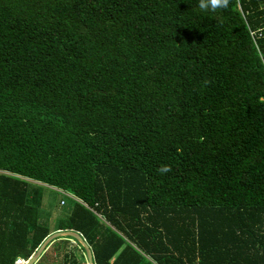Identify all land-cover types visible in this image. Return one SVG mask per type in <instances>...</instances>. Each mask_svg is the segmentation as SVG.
<instances>
[{
  "label": "trees",
  "instance_id": "trees-1",
  "mask_svg": "<svg viewBox=\"0 0 264 264\" xmlns=\"http://www.w3.org/2000/svg\"><path fill=\"white\" fill-rule=\"evenodd\" d=\"M197 5L0 0V264H264V0Z\"/></svg>",
  "mask_w": 264,
  "mask_h": 264
},
{
  "label": "rangeland",
  "instance_id": "rangeland-1",
  "mask_svg": "<svg viewBox=\"0 0 264 264\" xmlns=\"http://www.w3.org/2000/svg\"><path fill=\"white\" fill-rule=\"evenodd\" d=\"M42 191L41 213L48 216L49 227L51 230H55L61 225V219L65 222V218L71 211L74 198L47 186H44ZM77 254L80 255V251Z\"/></svg>",
  "mask_w": 264,
  "mask_h": 264
},
{
  "label": "water",
  "instance_id": "water-1",
  "mask_svg": "<svg viewBox=\"0 0 264 264\" xmlns=\"http://www.w3.org/2000/svg\"><path fill=\"white\" fill-rule=\"evenodd\" d=\"M63 237H71L74 240H76L81 245L82 249L84 250L85 258H86V264H92L91 253H90V250H89L88 246L84 242V240L81 237V235L79 233L75 232V231H72V230H67V231L59 230V231H56V232L50 234L42 242V244L39 246V248L36 250V252L27 261L18 260L16 262V264L19 261H21L23 264H35L38 261V259L40 258V256L42 255V253L46 250V248L53 241H55L57 239H60V238H63Z\"/></svg>",
  "mask_w": 264,
  "mask_h": 264
},
{
  "label": "clouds",
  "instance_id": "clouds-1",
  "mask_svg": "<svg viewBox=\"0 0 264 264\" xmlns=\"http://www.w3.org/2000/svg\"><path fill=\"white\" fill-rule=\"evenodd\" d=\"M230 0H198V9L202 12L217 13L229 7ZM158 173L161 175L167 174L172 171L170 165H163L159 168Z\"/></svg>",
  "mask_w": 264,
  "mask_h": 264
},
{
  "label": "built area",
  "instance_id": "built-area-1",
  "mask_svg": "<svg viewBox=\"0 0 264 264\" xmlns=\"http://www.w3.org/2000/svg\"><path fill=\"white\" fill-rule=\"evenodd\" d=\"M251 35L253 36V33H251Z\"/></svg>",
  "mask_w": 264,
  "mask_h": 264
}]
</instances>
